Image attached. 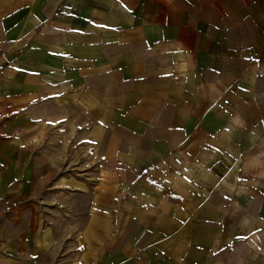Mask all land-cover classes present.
Masks as SVG:
<instances>
[{
	"label": "crops",
	"instance_id": "1",
	"mask_svg": "<svg viewBox=\"0 0 264 264\" xmlns=\"http://www.w3.org/2000/svg\"><path fill=\"white\" fill-rule=\"evenodd\" d=\"M0 105L115 165L80 264H264V0H0Z\"/></svg>",
	"mask_w": 264,
	"mask_h": 264
},
{
	"label": "rangeland",
	"instance_id": "2",
	"mask_svg": "<svg viewBox=\"0 0 264 264\" xmlns=\"http://www.w3.org/2000/svg\"><path fill=\"white\" fill-rule=\"evenodd\" d=\"M27 109L0 105V264H80L79 234L115 165L93 157L69 113Z\"/></svg>",
	"mask_w": 264,
	"mask_h": 264
}]
</instances>
